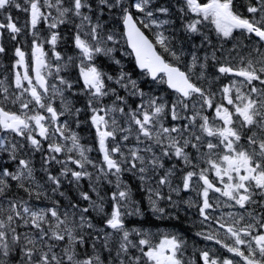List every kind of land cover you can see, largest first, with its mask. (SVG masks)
I'll return each mask as SVG.
<instances>
[{
  "label": "snow or ice",
  "instance_id": "1",
  "mask_svg": "<svg viewBox=\"0 0 264 264\" xmlns=\"http://www.w3.org/2000/svg\"><path fill=\"white\" fill-rule=\"evenodd\" d=\"M173 8L182 34L203 38L187 52L177 43ZM12 9L25 14L23 25ZM245 11L234 0H177L168 6L154 0H0V39L7 32L15 42L11 85L18 94L5 80H0V92L3 101L19 103V111H12L0 101V153L15 164V171L0 166V264H106L104 252L112 264H196L184 259L182 237L165 233L156 240L149 231L126 227L128 216L141 214L122 179L126 172L142 182L157 218L166 215L164 201L173 208L181 201L196 208V235L231 254L201 250L202 264H264V0H247ZM41 25L47 29L43 35ZM206 26L214 30L219 48L204 34ZM62 28L70 31L75 55L65 57L58 50L66 40ZM21 36L32 38L30 56L20 46ZM121 40L140 73L166 85L174 99L145 92L122 66L116 75L100 66L101 57L121 65L114 55ZM228 41L236 43L226 50ZM7 53L0 43V56ZM69 65L79 68L78 93L72 81L59 75ZM53 68L58 84L48 79ZM212 68L214 81L232 77L218 92L208 80ZM65 93L86 97L95 149L81 143L68 119L61 120L68 117L79 127L84 111ZM25 94L30 99H22ZM209 111L211 117L205 114ZM29 150L42 154L44 183L37 180L31 158L20 155ZM93 150L99 161L88 155ZM53 164L60 165L59 175L49 170ZM85 179L90 191L81 186ZM65 181L78 199L61 190ZM105 183L114 190L101 191ZM181 192H195L197 198L184 201ZM33 199L51 203L37 207ZM91 211L102 217L103 227H96Z\"/></svg>",
  "mask_w": 264,
  "mask_h": 264
},
{
  "label": "flooded vegetation",
  "instance_id": "2",
  "mask_svg": "<svg viewBox=\"0 0 264 264\" xmlns=\"http://www.w3.org/2000/svg\"><path fill=\"white\" fill-rule=\"evenodd\" d=\"M201 2V1H200ZM206 3V2H205ZM22 24V23H21ZM20 24V25H21ZM24 24V23H23ZM22 24V25H23ZM20 46L23 48V50L26 51V53L29 54L31 53V48L29 47V43L31 41V36H21L20 38ZM0 43H3L4 46L8 49L7 55H2L0 56V80H5V84L9 85V91L10 92H17V90L14 88V86L11 85V81L13 79V62L15 60V57L13 56V51H14V46L15 42L11 41L8 38L7 32L4 33V36L2 39H0ZM46 51H48L49 45L45 44L44 45ZM51 56V54L49 55ZM22 72L23 69H20ZM7 78V79H5ZM231 79H225L223 81H214V80H209L211 82V90L217 91L218 89L213 86V83H222L225 84ZM205 88H209L208 83H204L203 81L201 82ZM175 96H173V99ZM22 99H30L26 94ZM217 100L220 99L219 94H217L216 97ZM0 100L7 106L12 111H19V103L16 105H12L11 103L7 101H3V94L0 92ZM209 115L210 117L212 116L211 111L205 113ZM97 147L96 145V137L91 138L90 143ZM98 161V159H96ZM174 161H166V166L171 167ZM181 167H183L181 165ZM210 179L216 180V177L213 174H210ZM178 182V180H177ZM166 191V190H165ZM183 200L187 201L188 199H196V193L192 192V196H185L182 194ZM174 199L179 200V197H176L174 194ZM223 199V198H221ZM162 206L166 208V215L163 219L156 218L154 220L158 221V231L160 232V238L162 237V234L168 233V234H175L180 237H182L186 242H187V248L184 253V259L186 261L193 260L196 262V264H202V261L199 259V253L201 250H208L210 252V255L212 256H217V253H224L222 248H220L219 245L214 244L211 241H205V240H200L198 236L196 235L197 230H199L198 224L195 221V214L193 213L192 208H185L182 209L181 206L182 204L179 205L177 208H173L169 206L167 203H161ZM234 210V209H232ZM226 211H229V209H226ZM147 223L145 224L144 228L146 231L151 232L152 227L156 226L155 224H152L151 218L148 216L145 218ZM159 235V234H158ZM157 239L158 236H156Z\"/></svg>",
  "mask_w": 264,
  "mask_h": 264
},
{
  "label": "rangeland",
  "instance_id": "3",
  "mask_svg": "<svg viewBox=\"0 0 264 264\" xmlns=\"http://www.w3.org/2000/svg\"><path fill=\"white\" fill-rule=\"evenodd\" d=\"M162 4V5H166L165 3H160V0H154V4ZM105 19L109 20V22H111V18L110 17H105ZM42 28V35L46 33L47 29L46 27H44L43 25L41 26ZM117 30L119 31L120 30V26H117ZM118 47V51L114 53V55L116 56V58L120 59L121 60V65H119L120 67L122 66L124 69H128L129 68V65H128V61L127 59L130 58V54L128 53L127 49H126V45H125V41L124 40H121L120 42V45L117 46ZM185 58V57H184ZM105 59V58H104ZM185 59H188V58H185ZM53 63H54V59H53ZM183 65V64H182ZM52 73L53 75L48 77V79L51 81V83H57L58 84V80L56 79V75H55V68L52 69ZM63 73H65L67 75V77L65 78L63 76ZM130 73V72H129ZM60 76H63L65 79L67 80H70L71 81V78L72 76H75L79 79V68L76 67V66H73V65H69L66 69L62 70L59 74ZM133 76V74H132ZM133 78L137 79L138 83H143V81H146L147 79L144 77V76H141V77H138V76H133ZM82 81V80H81ZM74 84V83H73ZM82 88V87H81ZM159 89V88H156V90ZM74 92H79L80 90L76 88L75 84H74V89H73ZM123 94V93H122ZM66 96H68V98L71 100V102L74 104L75 102L73 101L74 98H76L77 96L81 97V98H84V101L86 102V97L83 96V95H72L70 93H65ZM74 97V98H73ZM56 101H59L60 103V100L59 98H57L55 100ZM83 112V111H82ZM81 112V113H82ZM71 123H74L72 122V120H70ZM76 125V124H75ZM91 152L88 153V155L90 156ZM73 167H75L73 165ZM108 264H112V261H109Z\"/></svg>",
  "mask_w": 264,
  "mask_h": 264
},
{
  "label": "trees",
  "instance_id": "4",
  "mask_svg": "<svg viewBox=\"0 0 264 264\" xmlns=\"http://www.w3.org/2000/svg\"><path fill=\"white\" fill-rule=\"evenodd\" d=\"M70 48H71V49L73 48L72 45H71V43H70ZM110 67H111V66H110ZM110 72H112L114 75L116 74V72H115L114 70H111ZM34 168H35V172H36L37 180H39L41 183H44L45 178H44V180H43L42 177L38 174L39 166H34ZM19 194H20V196H24L25 198H27L26 194L23 193L22 191H20ZM21 194H22V195H21ZM74 197H75V195H74V193H72V195H71V199H74ZM55 198H56V197H55ZM59 200L61 201V203L65 204L64 200H61V199H59Z\"/></svg>",
  "mask_w": 264,
  "mask_h": 264
}]
</instances>
